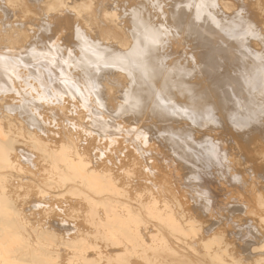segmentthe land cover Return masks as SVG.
<instances>
[{"label":"bare ground","instance_id":"6f19581e","mask_svg":"<svg viewBox=\"0 0 264 264\" xmlns=\"http://www.w3.org/2000/svg\"><path fill=\"white\" fill-rule=\"evenodd\" d=\"M0 264H264V0H0Z\"/></svg>","mask_w":264,"mask_h":264}]
</instances>
